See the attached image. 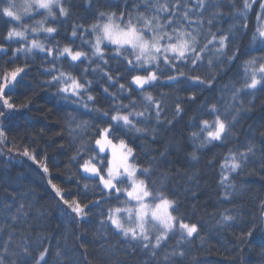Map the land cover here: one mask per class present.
Instances as JSON below:
<instances>
[{
  "label": "snow or ice",
  "instance_id": "6c2138e0",
  "mask_svg": "<svg viewBox=\"0 0 264 264\" xmlns=\"http://www.w3.org/2000/svg\"><path fill=\"white\" fill-rule=\"evenodd\" d=\"M88 3L91 7L93 0H88ZM254 3H259L260 12L257 13L253 39L258 35L264 41V0H242V3L233 0L230 14L241 22V27L247 29V16ZM0 5H4L0 8V19L7 18L5 23L11 25L2 37L8 43H0V53L4 56L11 53L10 59L0 69V118H7L8 112L19 110L8 93L20 84L22 74H27L28 68L27 63L14 67L8 65L15 64L21 54L27 61L38 53L43 54L40 58L43 70L49 76L47 86L55 87L61 99L75 106L73 110L83 108L89 117H70L68 131L74 142H82L72 162L79 164V172L84 174L80 179L96 184L92 191L98 196L87 203L78 196L68 199L64 189L49 179L55 197L74 214L78 222H85L93 209L100 208V229L119 237L133 248L151 253L153 257L159 255V250L177 232L178 246L185 241L190 243L198 235V226L176 215V200L170 198L163 187L155 188L148 182V176L153 172L152 165L143 167L139 163L135 149L126 139V133L145 138L151 134L155 139L158 128L165 124L172 125L182 118L184 101L179 98L174 101V110L169 119L165 103L167 97L163 93L157 97L151 89L157 86L169 89L183 86L181 90L191 91L204 85L211 88L215 76L198 74L205 67V62L208 68L217 69L225 62L230 64L238 58V49L229 53L231 33L211 30L214 21L222 14L214 11L205 23L204 13L208 10L209 0H135L131 12L127 4L123 11L119 10L118 5H108V9L115 7L117 10L98 9L93 22L74 25L71 31L73 40L61 46L56 41L59 35L56 25L62 24L70 16L67 0H25L19 7L15 0H8L6 4L0 0ZM212 7L219 9L220 5ZM76 38L81 41L79 45H75ZM10 42H16L18 46L11 48ZM64 64L70 70H65ZM81 66L83 69L77 74L74 70ZM97 77L103 94L111 97L109 110L96 107L93 91ZM128 77L130 80L127 83L120 82ZM117 85V91L113 92L111 89ZM258 86L264 87V57L245 62L244 80L229 90L230 98L222 97L201 106L202 110L206 109V116L199 118L198 124L193 118L191 126L196 130L189 134L193 144V151L189 153L192 161L198 162L199 149L224 143L230 138L243 110V94ZM125 93L128 94V103H124ZM133 93H138L136 99H132ZM196 99L194 91L187 97L189 101ZM30 103L28 100L22 106L27 107ZM90 129L92 133L89 136ZM85 136H88V141H85ZM0 144L12 151L3 128H0ZM166 154L167 150L161 156ZM22 155L37 163V154L27 147ZM252 155H255V146L249 143L242 149H229L219 162L223 200H229L237 190L232 183L233 174L239 175ZM214 163L210 161V164ZM41 167L49 175L47 164L41 162ZM167 179V174H164L161 184ZM88 187L85 183V197ZM20 199L22 202L11 217L13 228L21 220L27 222L28 209L32 207L23 202L27 200L26 196ZM102 205H108L106 211ZM259 208L264 217V200L260 201ZM221 216L222 222L234 219L227 209ZM0 231L4 229L0 228ZM246 235L251 237L252 232ZM14 239L15 234L9 233L8 241L4 243L5 253ZM22 246L27 254L28 243ZM48 251L47 248L41 251L35 264H47L45 257ZM184 255L182 249L176 251L174 248L165 253L163 260L165 264H173L172 257ZM0 264H3L2 258Z\"/></svg>",
  "mask_w": 264,
  "mask_h": 264
},
{
  "label": "trees",
  "instance_id": "16d2710c",
  "mask_svg": "<svg viewBox=\"0 0 264 264\" xmlns=\"http://www.w3.org/2000/svg\"><path fill=\"white\" fill-rule=\"evenodd\" d=\"M7 2L4 0L5 4ZM67 3L70 5V16L62 24L56 25L59 30L56 41L61 46L73 40V26L92 23L98 9L116 11L115 7L108 9L107 6L118 5L119 10L123 11L127 4L131 12L135 0H93L91 7L88 0H67ZM232 3L233 0H209L204 16L207 23V17L214 11L222 14L214 21L211 30L231 33L229 53L238 49V58L230 64L225 62L217 69L208 68L205 62V67L198 74L215 76L211 88L204 85L191 91L181 90L183 86L172 89L157 86L151 89L153 95L159 97L163 93L167 97L165 103L169 119L174 110V101L177 98L184 101L185 112L182 118L172 125L165 124L158 128L155 139L151 134L145 138L135 133H126V139L135 149L139 163L143 167L152 165L153 172L148 176V182L155 188L163 187L165 193L176 200V215L198 226V235L190 243L185 241L178 246L179 234H175L155 257L100 229V208L93 209L85 222H78L74 214L55 197L49 179L64 189L68 199L78 196L82 202L87 203L98 196V193L92 191L96 184L91 180L80 179L84 174L79 172V164L72 162L82 142H74L68 131L70 117H89L83 108L73 110L75 106L61 99L55 87L47 86L49 76L44 72L40 58L43 54L38 53L27 61L21 54L15 64L8 65L14 67L27 63L28 68L27 74H22L20 84L8 93L19 110L8 112L7 118H0V128L6 131L9 146L12 147V151H8V148L0 144V228L4 229L0 231V258L3 264H35L45 248L49 250L45 257L47 264H165V253L174 248L176 251L182 249L185 255L172 257L173 264H264V217L259 208L260 201L264 200V87L258 86L243 94V110L227 141L199 149L198 162L189 157L193 151L189 134L196 130L191 126L193 118H196L198 124L199 118L206 116V109L202 110L201 106L222 97L230 98L229 90L244 80L245 62L264 57V41L258 35L253 39L256 35L257 13L260 12L259 3H254L248 13L247 29L241 27V22L230 14ZM217 4L220 5L219 9H214L212 6ZM3 6L0 5V8ZM5 20L7 18L0 19V43H8L2 39L11 26ZM10 43L11 48L18 46L16 42ZM80 43V39L76 38L75 45ZM10 56L11 53L8 56L0 53V69ZM63 67L70 70L67 64ZM82 69L83 66L74 71L78 74ZM115 72L113 62V74ZM89 77H92L91 72ZM128 80L130 77L120 82L127 83ZM117 89L118 85L111 90L115 92ZM192 91L197 97L195 101L187 100ZM93 95L96 96V107L103 110L111 108V97L103 94L98 77ZM124 95V103H128V94ZM137 96L138 93H133L132 99ZM28 100L31 103L23 107ZM152 123L155 124V121ZM91 133L90 129L89 136ZM85 141H88V136H85ZM249 143L254 144L255 155L250 156L247 167L239 175L233 174L232 183L237 190L229 200H223V189L219 184V162L229 149H242ZM25 147L37 154V163L22 155ZM165 150L167 154L162 157L161 153ZM210 161L215 163L210 164ZM41 162L49 167V175L43 172ZM164 174H167L168 179L162 185L161 177ZM85 183L89 186L86 197ZM22 196L27 197L23 201L26 206L32 205L28 209L29 218L27 222L21 220L16 223L13 228L11 217L22 202ZM102 207L106 211L108 205ZM226 209L233 214L234 219L222 222L221 214ZM250 231L252 236L248 237L246 234ZM9 233H14L15 239L5 253L4 243L8 241ZM25 242L29 248L27 254L22 246Z\"/></svg>",
  "mask_w": 264,
  "mask_h": 264
},
{
  "label": "rangeland",
  "instance_id": "374dc122",
  "mask_svg": "<svg viewBox=\"0 0 264 264\" xmlns=\"http://www.w3.org/2000/svg\"><path fill=\"white\" fill-rule=\"evenodd\" d=\"M23 3H25V0H18V2H16L17 7L21 6ZM176 234H179V232H177Z\"/></svg>",
  "mask_w": 264,
  "mask_h": 264
}]
</instances>
